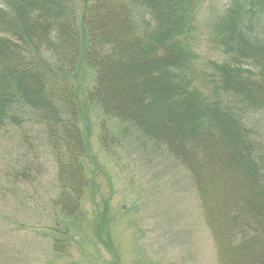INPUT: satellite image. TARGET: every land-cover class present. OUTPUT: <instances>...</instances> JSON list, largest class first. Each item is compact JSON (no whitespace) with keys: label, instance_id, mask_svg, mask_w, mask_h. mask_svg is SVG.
Returning a JSON list of instances; mask_svg holds the SVG:
<instances>
[{"label":"trees","instance_id":"trees-1","mask_svg":"<svg viewBox=\"0 0 264 264\" xmlns=\"http://www.w3.org/2000/svg\"><path fill=\"white\" fill-rule=\"evenodd\" d=\"M202 5H0V127L9 119L18 123L15 112L25 107L44 125L59 187L53 201L59 218L49 228L54 251L69 244L87 189L79 125L83 109L85 115L96 109L191 175L218 264H264V141L250 123L264 113V0H229L201 33L221 59L198 67ZM87 71L90 80L81 86ZM101 143H109L106 127ZM99 241L116 254L108 241Z\"/></svg>","mask_w":264,"mask_h":264},{"label":"rangeland","instance_id":"rangeland-1","mask_svg":"<svg viewBox=\"0 0 264 264\" xmlns=\"http://www.w3.org/2000/svg\"><path fill=\"white\" fill-rule=\"evenodd\" d=\"M228 2L203 0L198 67L221 59L201 33ZM89 80L87 71L80 85ZM15 113L18 123L9 119L0 127V264H218L191 175L149 140L132 129L121 132L116 119L96 109L79 125L87 189L79 215L69 223V244L54 251L49 228L59 218L53 206L59 187L52 146L32 110ZM250 123L264 141V113Z\"/></svg>","mask_w":264,"mask_h":264}]
</instances>
